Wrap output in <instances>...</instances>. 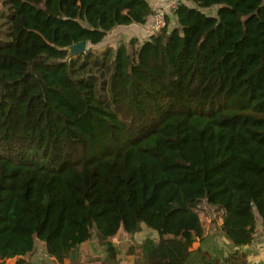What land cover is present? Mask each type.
Wrapping results in <instances>:
<instances>
[{
	"label": "trees",
	"instance_id": "16d2710c",
	"mask_svg": "<svg viewBox=\"0 0 264 264\" xmlns=\"http://www.w3.org/2000/svg\"><path fill=\"white\" fill-rule=\"evenodd\" d=\"M5 4L0 260L94 238L118 264L112 237L145 226L138 264H247L264 225V0H180L176 27L65 63L64 47L144 25L148 1ZM202 202L221 213L207 231Z\"/></svg>",
	"mask_w": 264,
	"mask_h": 264
},
{
	"label": "rangeland",
	"instance_id": "374dc122",
	"mask_svg": "<svg viewBox=\"0 0 264 264\" xmlns=\"http://www.w3.org/2000/svg\"><path fill=\"white\" fill-rule=\"evenodd\" d=\"M5 1L6 0H0V41L2 42L8 40V38L4 36V33L7 30L4 16H7L9 10ZM174 4L176 5V3ZM169 7H171V5L164 8ZM157 10H154V12ZM171 12L172 11H169V14L166 17V23L169 29L173 28L175 24ZM120 41L128 43L129 40L126 39L125 33H120L118 29L115 28L106 36L101 44L97 46L88 45V49L92 48L99 52L106 47L114 48ZM198 213L205 231L211 228L212 218H216V221L218 223L220 222L221 213L204 202L200 203ZM155 236L156 233L145 226H142L141 230L135 235H130L123 230H119L112 237V241L118 249V264H138V259H140V252L138 249L139 243L146 237ZM195 246H197V242L193 243V247ZM35 247V251L32 255H26L22 258L24 261L23 263H18L16 258L5 259L4 261L0 260V262L3 264H105L103 261L104 249L97 244L94 238H91L89 242L79 246L70 257L61 256L55 259L47 257L43 243L39 240L35 241ZM72 259H74V262H72Z\"/></svg>",
	"mask_w": 264,
	"mask_h": 264
},
{
	"label": "crops",
	"instance_id": "0c3cea01",
	"mask_svg": "<svg viewBox=\"0 0 264 264\" xmlns=\"http://www.w3.org/2000/svg\"><path fill=\"white\" fill-rule=\"evenodd\" d=\"M151 6L153 12L154 10L167 7L180 0H147ZM173 20L175 22L174 27H176V19L174 16ZM152 16L148 17L144 25H130V26H119L116 27L120 33H125L126 39L130 40L132 38L137 39L139 42L147 40L151 35L152 26ZM172 29V28H171ZM221 223V218L220 222ZM243 250L248 251L247 264H264V225L257 222L256 232L250 244L244 246Z\"/></svg>",
	"mask_w": 264,
	"mask_h": 264
},
{
	"label": "built area",
	"instance_id": "2783aa9c",
	"mask_svg": "<svg viewBox=\"0 0 264 264\" xmlns=\"http://www.w3.org/2000/svg\"><path fill=\"white\" fill-rule=\"evenodd\" d=\"M175 4H172L169 8H162L154 12L152 16L151 34L158 33L164 27H166V16L169 14V9H174Z\"/></svg>",
	"mask_w": 264,
	"mask_h": 264
},
{
	"label": "water",
	"instance_id": "95a60500",
	"mask_svg": "<svg viewBox=\"0 0 264 264\" xmlns=\"http://www.w3.org/2000/svg\"><path fill=\"white\" fill-rule=\"evenodd\" d=\"M88 42L87 41H82L76 44H73L68 47H64L60 49L61 51L66 52V56L61 62L65 63L71 58H75L79 55L84 54L88 50Z\"/></svg>",
	"mask_w": 264,
	"mask_h": 264
}]
</instances>
